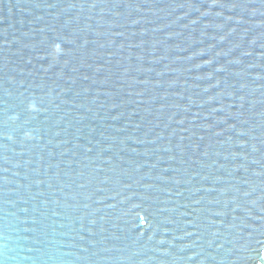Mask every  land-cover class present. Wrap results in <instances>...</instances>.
<instances>
[{"label": "water", "instance_id": "95a60500", "mask_svg": "<svg viewBox=\"0 0 264 264\" xmlns=\"http://www.w3.org/2000/svg\"><path fill=\"white\" fill-rule=\"evenodd\" d=\"M0 264H264V0H0Z\"/></svg>", "mask_w": 264, "mask_h": 264}]
</instances>
